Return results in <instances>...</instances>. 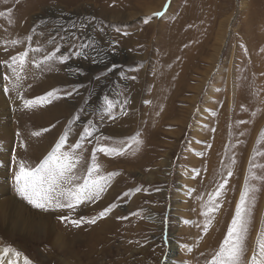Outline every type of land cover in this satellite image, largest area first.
<instances>
[{"label":"rangeland","instance_id":"rangeland-1","mask_svg":"<svg viewBox=\"0 0 264 264\" xmlns=\"http://www.w3.org/2000/svg\"><path fill=\"white\" fill-rule=\"evenodd\" d=\"M26 1L0 0V99L4 103L2 106L0 102V205L13 199L26 212L37 215L27 222L11 221L8 210L0 208V264H25V258L30 264H206L227 232L249 168L264 177V0H66L70 3L62 5L49 0L53 4L50 8L30 14V33H13V41H17L13 44L6 27ZM53 8L60 9L59 15L50 13ZM156 12L163 14L153 15ZM35 33L44 36L50 53L59 48L58 54L66 57L62 64L55 61L59 64L55 68L59 78L53 79L57 91L46 106L53 104L58 93H64L59 94L68 111L62 118L63 129L77 124L80 133L85 127L92 132L89 137H79L77 154L82 158L78 174L86 173L93 149H97L99 174L116 173L98 200L81 203L72 210L36 208L16 191L19 161L35 167L65 134H55L42 154L33 153L24 135H33L37 128L23 118L27 108L23 106L21 87L8 89L18 81L5 62L11 63L12 56L25 52L23 41L28 42ZM19 39L22 45L18 46ZM171 49L172 59L165 61ZM100 53L106 59L97 62ZM30 55L28 52L24 63L32 61ZM173 62L174 72L165 75L171 81L170 85L165 81L169 89L165 108L156 109L159 121L143 138L144 128H131L127 122L121 125L120 118L130 109L138 113L151 110L154 102L149 91L151 82L157 81L152 79L155 69H167ZM16 67L19 73L23 71ZM106 99L111 102L110 108ZM69 100L77 103L70 112ZM225 112L230 128L215 143L212 136L216 121ZM250 116L256 124L255 137L253 145L240 141L244 170L235 205L231 214H225L224 229L216 228L212 249L198 262V243L191 233L188 210L194 187L190 181L198 175V168L206 169L210 163L201 160L200 165H191L185 157L217 158L225 154L234 158L231 147L244 134L237 128L234 133L233 128ZM37 136L40 134L30 137L32 142L39 141ZM214 144L219 149L212 154ZM69 146L67 142L63 148ZM101 147L125 150L106 154L99 151ZM231 162L228 160L224 167L233 174ZM219 184L217 181L210 190L200 191L212 193ZM254 184L258 188L253 206L255 249L258 233L264 232V181L254 180ZM109 207L111 210L99 217ZM61 216L68 219L61 220ZM46 217L49 228L43 231L38 225ZM81 217L85 220L79 226L70 222ZM94 217V224L87 222ZM28 222L36 230L27 231ZM213 225L212 218L209 227ZM171 242L175 250L168 258ZM5 248L13 251L5 253ZM242 259L247 264L248 249Z\"/></svg>","mask_w":264,"mask_h":264},{"label":"bare ground","instance_id":"bare-ground-1","mask_svg":"<svg viewBox=\"0 0 264 264\" xmlns=\"http://www.w3.org/2000/svg\"><path fill=\"white\" fill-rule=\"evenodd\" d=\"M65 1L66 0H56L53 2H56L54 3L56 5L70 3V2H65ZM71 1L76 2V0H71ZM26 2H27L26 6L24 7L20 6L21 8L18 9L17 11L18 13L12 19V22L10 24L8 23L9 25L6 27V34H8V38L10 39L11 42H13V39H14V36H13L14 32L27 33L26 31L30 29L29 23L31 21L29 22V19H30V14L33 11H35L36 9H41V8L43 9L45 7L50 8L51 7L50 5H53V4H49V0H27ZM102 9L105 10V8H102ZM110 9L113 12H118L115 10L116 8L114 9L110 7ZM58 10L60 9L53 8L52 10H50V13L53 15L54 14L59 15ZM43 35H46V34L43 33ZM24 41H23L24 50L28 51L31 54L30 57L33 59L31 62L24 63L22 66L19 67V68H23L22 69L23 71L19 73L21 80L18 82V84L21 87V89H19L20 90L19 92H20V95L23 97V100L27 99V97H30V96H35V97L44 96L49 91L55 90L56 88L54 87L53 79L57 77L59 78V76L55 73L56 71L55 68H57L59 64L58 63L56 64L55 61L50 62V64L47 67H45L43 71L37 68L35 63H33V61H40L44 55H47L50 53V46H47L46 44L47 40H45L44 36L42 35L40 36L39 33L38 34L35 33L28 42H24ZM17 45L18 46L22 45L20 44V39H19V44ZM35 48H40L41 51L40 52L32 51V49H35ZM172 54H173V50L172 52L169 51L168 55L165 56V61H170L172 59L171 58ZM104 59H106V56L103 55V53H100L97 55V62H100ZM156 69H155V74L152 79H157V81L151 82L153 88L149 91L151 93V98L153 99V102H154L153 105H151V110L150 109L146 110L145 113H138V112H135L134 109L132 110L130 109V112L128 110L127 113L122 115V117L120 118L121 125L123 124L125 126L126 124L125 122H127V125H129L131 128H133V125L141 126L142 128H144V130H142V135H141L143 138L145 137V133L148 130V128L154 122L159 121V117L157 116L158 113L156 112V109L160 108L162 111V108H165L166 100L164 101V97L167 95V90H169L168 88H165V85H166L165 81H169V85L171 82L169 79L165 78V75L166 74L170 75L174 72V62L171 63L167 69H164V67L162 69L161 68L160 69L156 68ZM156 85H157V88H155ZM12 88L14 89L15 87L13 85H9L8 89L11 90ZM59 94L64 96L63 95L64 93L63 94L61 92L58 93L52 105L46 106V103H44V104H39V106L35 109L27 108V114L23 116L26 123L30 121L31 123L29 124H31L32 127L36 126L37 129L34 130L33 132L40 133V136H37V138H39V141H36V142H32L30 138L31 136H34V135L31 134V136H29L30 135L29 133L24 135L25 136L24 141L26 142L27 147L30 148L33 151V153L37 155L42 154L48 148L49 142L51 141V138L55 134H62V133L64 134V132L65 134H67V142H70V146L66 148H62V151L70 150L71 145H73L77 140H79L81 128L77 124L71 125V127L63 129V127L65 126V121H62V118L64 115H67L68 111H66V106H64L65 99L62 100ZM0 102L2 104L1 99H0ZM68 102L70 104V110H69L70 112L71 109L74 108V106H76L77 103L76 102L72 103L70 100ZM164 114H165L164 116L167 115L165 112ZM245 116L246 115H244V117ZM129 118L131 120L130 122L128 120ZM226 118H227V112H225L223 118L221 117L219 120L215 118L217 120L216 121L217 129L214 132V135L212 136V138L215 139V143H217L221 137L225 136V133L222 134L223 131L230 128V126H227L228 121L226 122ZM246 120L248 121L247 123L245 122L244 124L233 128L234 133H236V128H237L240 132L244 134V136L237 139V145L236 146L232 145L231 147L230 152L231 154L233 152L234 158H231L230 156H227L225 154L219 155L217 158L215 156H212L210 158L203 157L200 159L199 156L194 158V157H191L190 155H188V157H185L186 158L185 161L189 162L190 164L195 163V165H200L201 160L203 161L205 160L210 163V165H208V168L206 169L198 168V171H197L198 175L195 174L194 179L190 181L191 187L193 186L194 187L192 188V193L189 196L190 204L188 205V210L190 214L189 217L192 218L191 222L193 225V231L191 233L195 237L194 242L198 243L196 245L197 248L195 250V254L200 255V257H197L198 262L202 261L212 249L214 239L216 238V234H215L216 228L219 230L224 229L223 222L225 219V214H231L232 209L235 205V204L233 205V202H234L235 197L237 196L236 189H238L239 177L242 175L243 170H244L242 167L243 154L241 151L242 144L240 143V141L242 140L246 142L247 144L253 145V139L255 137L253 131H254L256 124L253 121L252 116H250L249 118H245V121ZM138 121H139V124H138ZM218 122H220V124H218ZM153 127H155V125ZM43 129H47V131H42ZM110 129H113L111 125H110ZM218 149H219L218 146L214 144V146L211 147L210 152H212V154H215ZM230 159L232 161L234 160L235 163H232V162L230 163V167L233 168V174L231 176H227L225 175L226 173H228L226 170L227 168L224 166L228 164V160ZM212 162L216 163V165L213 166ZM78 169H79V165L77 168V173H78ZM250 170L253 173V168H249V171L247 172V176L249 175ZM218 177H221L222 180L220 179L218 180ZM223 179L227 180V184L225 185V188L222 191L221 196L217 200L219 205L221 202V205L219 209L215 212L216 215L215 213L213 214V220H214L213 227H208L207 232H205L203 230V227H204L206 218L203 215H201V212L205 210L203 208V205L205 203V199L208 198V194L211 192L210 191H200V189H206L208 187V189L210 190L212 183H217V181L219 183H222ZM251 183L254 184V180H252ZM253 206L254 204L251 206V219H250V224L248 226V233H247L246 240H245L246 249L249 250V259L252 256V253L254 251V245H255L254 229L256 226V216L254 213ZM1 207H4L6 211L8 210V217L10 218L11 221H14V220L16 221L19 219L21 222H25V221L27 222L28 220L31 221L35 217V215H37L36 213L33 214L30 212H26L25 211L26 209L24 207H20L16 201H13V199H8L4 201L0 205V208ZM233 213H235L234 210H233ZM30 217H32V219ZM49 223L50 221L47 220V217L43 218V220L39 223L38 228H40V230L45 231L47 228H49L48 227ZM26 225L28 229L27 231H30V229L32 230V228L34 229L35 227V226H32V223L30 224L29 222L26 223ZM210 243H211V246H210ZM174 250H175L174 243L172 242L169 243L168 258L172 256V254L174 253Z\"/></svg>","mask_w":264,"mask_h":264},{"label":"snow or ice","instance_id":"snow-or-ice-1","mask_svg":"<svg viewBox=\"0 0 264 264\" xmlns=\"http://www.w3.org/2000/svg\"><path fill=\"white\" fill-rule=\"evenodd\" d=\"M162 12L153 13L155 16L162 15ZM149 18L145 19V23ZM31 39V37H29ZM13 44L17 41H13ZM32 51L40 52V48L32 49ZM59 48L55 52H51L44 55L40 61H33L36 67L41 71L47 67L50 62L58 61L63 63L66 59L65 56L59 55ZM81 53L77 52V55ZM28 56V52L25 51L18 56H12L11 63H6V66L11 71V74L16 77L19 82L21 80L20 74L17 71L16 66H22L25 62V58ZM115 67V66H113ZM50 70V69H49ZM111 71V69H109ZM7 78V76L5 77ZM17 84L14 87H19ZM7 91V89H5ZM57 90L49 91L46 95L35 97L32 99H24L23 106L25 108H31L36 104L50 102L49 97H52ZM71 95V92L66 93ZM23 99V97H21ZM107 108L111 107V102L105 100ZM238 123H245V121H239ZM42 131H47L43 129ZM39 132H34L33 135H39ZM82 138L89 137L92 132L88 127L80 133ZM140 143V141H136ZM67 143V134H64L57 141L52 150L35 166H29L25 161L21 160L18 164V170L15 173L16 191L17 193L27 200L36 208L44 210L49 209H75L78 205L84 202L98 200L100 194L105 191V185L116 173H108L107 175H100V165L96 162L95 154L97 149H93L92 162L87 167V171L84 175L77 173L78 165L81 161V156L77 154V150L81 147L80 140L71 145L70 150L62 151L64 144ZM124 148H108L101 147L99 151L106 154L112 152L121 153ZM232 163H235L233 160ZM232 172L228 171V176H231ZM252 180L264 181V177L256 176L254 173L249 172V175L245 177L244 185L240 193L239 200L235 207V213L232 216L231 222L227 227V232L219 244L218 249L212 255L211 259L206 264H243V256L246 251L245 240L248 233V226L251 219V206L255 202V193L258 188L255 184L251 183ZM227 184L225 179L223 183H220L215 189L214 193H209L207 201L204 203V211L201 212L205 219L203 230L207 232L208 227L212 223L213 214L219 209L220 205L217 202L221 196L222 191ZM139 191V189H137ZM111 208H105L99 213V217L105 216ZM61 220H67V217H60ZM97 218L87 220L88 223H95ZM85 218L73 219L70 222L79 226L84 222ZM12 249L5 248L3 252H12ZM18 257L19 252H15ZM8 264H13L12 261H8ZM25 264L30 262L25 258ZM247 264H264V232L258 233L256 248L254 249L251 258Z\"/></svg>","mask_w":264,"mask_h":264}]
</instances>
